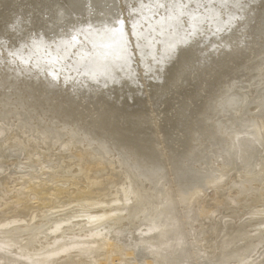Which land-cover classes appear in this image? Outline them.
Wrapping results in <instances>:
<instances>
[{
  "label": "bare ground",
  "instance_id": "6f19581e",
  "mask_svg": "<svg viewBox=\"0 0 264 264\" xmlns=\"http://www.w3.org/2000/svg\"><path fill=\"white\" fill-rule=\"evenodd\" d=\"M242 2L0 0V264L125 246L137 264H264V0ZM242 24L246 60L225 65ZM196 60L219 66L184 99ZM145 83L181 103L154 113Z\"/></svg>",
  "mask_w": 264,
  "mask_h": 264
},
{
  "label": "rangeland",
  "instance_id": "374dc122",
  "mask_svg": "<svg viewBox=\"0 0 264 264\" xmlns=\"http://www.w3.org/2000/svg\"><path fill=\"white\" fill-rule=\"evenodd\" d=\"M236 27L239 28V31H237V33H234V35L232 37V38H234L233 39L234 41H232L233 44L230 47V49H232V52H233V56L232 57H229V56L226 55V51L224 50V47H223L222 44H219V46H216L217 53H215L216 54L215 56H220L221 55L220 57L222 58L224 64L228 65V66H233V64L245 61L246 57H247V53L249 52L248 51L249 49H245V47L242 44H240L239 41L244 40L245 43L249 41V37H250V29L249 28L250 27L244 28L243 24L240 27H239V25H237ZM207 44H209V42H206L203 45L202 44L201 45L204 48ZM189 49H187V52H185V54L181 57L182 60H184L186 58V55H188L189 52H191V50H189ZM206 49H209V48L205 47L204 50H206ZM209 51L211 52V50H209ZM234 61H236V62H234ZM207 62H208L207 65H205V63L203 65L202 62H199V61L196 60V63L194 62L192 64H189L188 69H187L185 75L182 78V81H184V83L186 82L188 84V87H186L185 90L182 91V95H181L182 98H184V99L190 98V97H192L193 93H198L199 94V93H201L204 90V88L206 87V84H207L206 81H208L207 79H209L208 78L209 75L211 74V72L214 69H216V67L219 66L217 61L209 60ZM180 63H181V61H178L177 57L174 58V60L171 62V65H172L171 67L174 68L173 69L174 73L179 71V69L181 68L180 66L176 67V65L177 66L180 65ZM210 67H212V68H210ZM175 76L176 75H171V76L167 77V84L170 83L172 85L171 81L175 78ZM142 86L146 90V92H144L145 95H146L145 99L151 100V106H152L151 110H153L154 113H160L161 110H164L163 108L166 105L170 106L171 108H176L181 103V99L182 98L181 99H177V98L173 99L174 95L177 96V94H178V93L174 92L175 91L174 88H172L173 90H172V92L170 94L169 93L166 94L167 95V99H164V100L163 99H158V100H156L153 96H151V94H150L151 92H150L149 86L146 83L144 85L142 84ZM180 92H179V95H180ZM10 170H11V172H10L11 173V177L14 178L16 176V174H15L16 173V171H15L16 169L11 168ZM21 171H23V169L19 170V172H21ZM0 174H2V172H0ZM36 175H38V173H36ZM36 175H34V176H36ZM65 175L70 177L69 173H67ZM14 180H12V182H14ZM64 184H65V186L69 185L68 183H64ZM77 188L79 190V189H81V186H77ZM263 188H264V185H263ZM212 194L213 193L210 191L207 196L208 197L210 196V198H212V196H213ZM53 195H54V192L49 197L50 198H54ZM63 200L64 201H68L69 199L67 200V198H64ZM75 203H76L75 201L70 202V204H75ZM260 203L261 204H258L257 209H258L259 212L264 214V207H263L264 206V204H263L264 200L261 201ZM260 206L263 207V208H261ZM80 212L81 211L74 212V215H76V219L77 218L80 219V214H79ZM81 214H85V213L83 212ZM116 226H117V223L115 224V222L113 221L112 227L114 229H116ZM118 241L119 242H117V243L120 244L121 240L118 239ZM123 243L125 244V242H123ZM126 245H128V242L126 243ZM120 248H121V251L119 253L123 254L126 251V253L123 254V257L119 258L118 256H116L114 254V255H110L108 258H106L105 256L100 255V256H98L96 258L97 262L95 261V264H137L135 261H133L131 259V257L127 253V249H128V251L131 250L129 248V246L120 247ZM189 252L191 253L192 250H190ZM87 263L91 264V263H89L87 261H83L82 262V264H87ZM139 264H140V262H139ZM141 264H149V260L146 259Z\"/></svg>",
  "mask_w": 264,
  "mask_h": 264
},
{
  "label": "snow or ice",
  "instance_id": "6c2138e0",
  "mask_svg": "<svg viewBox=\"0 0 264 264\" xmlns=\"http://www.w3.org/2000/svg\"><path fill=\"white\" fill-rule=\"evenodd\" d=\"M227 5V0H221V7H224ZM235 6L236 7H243V2L242 0H235ZM194 19H196V17H193ZM237 19V17L235 16H229V18L225 21V29H227V27H230L233 22Z\"/></svg>",
  "mask_w": 264,
  "mask_h": 264
},
{
  "label": "water",
  "instance_id": "95a60500",
  "mask_svg": "<svg viewBox=\"0 0 264 264\" xmlns=\"http://www.w3.org/2000/svg\"><path fill=\"white\" fill-rule=\"evenodd\" d=\"M233 105H234V104L230 105V108H232V107H233Z\"/></svg>",
  "mask_w": 264,
  "mask_h": 264
}]
</instances>
